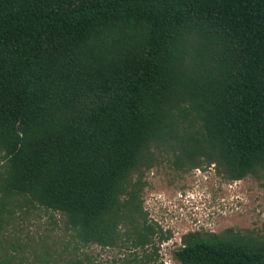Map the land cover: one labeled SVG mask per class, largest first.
Listing matches in <instances>:
<instances>
[{
    "label": "trees",
    "instance_id": "trees-1",
    "mask_svg": "<svg viewBox=\"0 0 264 264\" xmlns=\"http://www.w3.org/2000/svg\"><path fill=\"white\" fill-rule=\"evenodd\" d=\"M162 164L264 180V0H0V264H162ZM39 210L58 221L30 230ZM172 258L264 264V234L188 232Z\"/></svg>",
    "mask_w": 264,
    "mask_h": 264
},
{
    "label": "rangeland",
    "instance_id": "rangeland-1",
    "mask_svg": "<svg viewBox=\"0 0 264 264\" xmlns=\"http://www.w3.org/2000/svg\"><path fill=\"white\" fill-rule=\"evenodd\" d=\"M143 207L150 224L169 237L158 243L162 264H179L172 258L180 237L192 231L221 233L233 229L242 233L264 234V180L246 177L229 182L217 174L213 165L180 172L168 164L145 173ZM26 222L30 230L37 225L51 228L58 216L42 210ZM83 251V250H82ZM91 261L86 264H113L115 252L97 246L86 248Z\"/></svg>",
    "mask_w": 264,
    "mask_h": 264
}]
</instances>
